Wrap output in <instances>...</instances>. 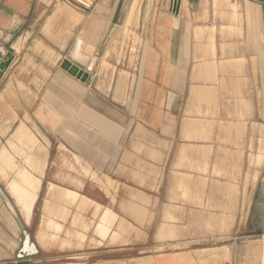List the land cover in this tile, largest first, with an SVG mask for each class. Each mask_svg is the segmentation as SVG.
<instances>
[{"label":"crops","instance_id":"crops-1","mask_svg":"<svg viewBox=\"0 0 264 264\" xmlns=\"http://www.w3.org/2000/svg\"><path fill=\"white\" fill-rule=\"evenodd\" d=\"M135 1L98 0L88 15L70 7L75 16L66 27L53 19L46 30L64 2L0 0V66L9 56L10 69L33 60L51 73L33 110L40 134L20 119L5 143L0 141V153L5 149L17 163L12 171L5 167L6 186L20 167L38 180L28 220L8 187L18 209H1L0 218L16 233L12 217L19 213L23 225H31L35 201H41L39 264H250L255 253H264V238H254L264 236V0H221V7L212 0L209 6L206 0H186L183 7L178 0L172 15L165 0H140L132 20ZM211 7L222 17L215 23L211 11L204 18ZM122 18L124 26L139 20L147 44L126 97L121 85L128 71L109 63L113 46L103 49ZM80 42L87 47L82 63L96 56L116 68L112 82L94 75L86 86H62L67 78L56 63L63 56L77 62L73 52ZM11 78L0 89L7 99L12 83L15 92L18 81L25 88ZM62 105L70 106L69 113ZM93 170L103 173L100 182ZM51 186L67 190L68 198L50 192ZM47 202H54L53 213ZM255 204L263 209L257 230ZM47 220L63 226L54 242L39 237L51 231ZM66 232L78 238L67 241ZM187 233L198 240L190 237L189 243ZM25 245L34 251L28 237Z\"/></svg>","mask_w":264,"mask_h":264},{"label":"rangeland","instance_id":"rangeland-1","mask_svg":"<svg viewBox=\"0 0 264 264\" xmlns=\"http://www.w3.org/2000/svg\"><path fill=\"white\" fill-rule=\"evenodd\" d=\"M206 1H207V3H205L206 6H209L208 1L210 0H206ZM212 1L215 2V4L217 3L220 7L221 5H223L221 0H212ZM51 3H52V0H50V4ZM59 5H63L62 8L59 9L58 8ZM59 5L57 9L53 12V14L48 18V21L51 22V20L53 19L61 20L65 24L64 27H66L71 15L65 13V10L74 11V9L70 8L71 6H67L64 3H59ZM210 11L212 12L211 15L213 17L212 22L215 23L217 19L222 18L218 10L212 7L204 9V14H205L204 18H207L209 16ZM80 12L88 15L90 10H87L84 12L80 11ZM174 12L168 11L169 15H172L171 13H174ZM124 15L126 16V14ZM138 21L135 23L133 22L129 23L126 26H124L123 25L124 18H122L120 22L116 26H114V29H113L114 32L110 36L109 41H105L103 45V49L106 47H111V46L114 47L111 52V55L107 58L109 63L113 65L114 61H116L115 64L116 63L119 64L117 66L119 71L124 70V69L128 71V78L121 85L122 94L125 93V97L128 95L130 96V94L133 91L132 88L136 80V70H137V67L139 66V62L141 59L140 56L142 52L144 53V49H146V45H147L146 41L144 40L145 36L143 38V35H144L143 28H141V25L139 24ZM214 25L212 26L213 28H214ZM50 26L51 25H49L48 27ZM210 31L213 32L214 29H211ZM134 34L137 35L135 39H133ZM84 35L85 33L82 35V37H84ZM82 37L79 36V39H81ZM78 44L81 45V42ZM79 45H77V47H79ZM131 45L133 46V48H131ZM14 48L16 49V51L20 49L19 42L17 44H14ZM85 48L87 49L86 46ZM81 50H83V53L86 55L84 49L81 48ZM1 54H4V53H0V55ZM26 57L28 59V56ZM74 57L75 59L78 60L77 62L70 61L68 57L63 56L62 59L56 63V70L58 71L60 70L63 76L67 78V82H64V85H62L63 87H65V89L68 90V87L70 86L73 87L75 86V84H77L79 87L81 84H83V86H86V83H90L94 75H97V77L100 75H103L107 80L109 79L110 82L113 81L116 68L112 67L107 62L101 63V60H102L101 57L98 58L95 56L96 58L94 60V63L91 66V69L89 70L88 69L86 70V68H88V63H82L86 60L87 56L84 60H80L76 56ZM65 60H67L71 65H74L78 67L79 69L85 72H88L89 77L84 82H81V83L79 79H75L74 76L71 77L69 73L62 67ZM10 62H7V65L10 64ZM32 62L33 64H27L24 61H22L21 62V64L23 63L22 66H18L14 70L10 69L9 65L8 66L6 65V68L4 70L0 69V89L2 88L4 81L8 77H13L11 79L17 78L25 84V88L21 89L20 88L21 83L18 81L17 85L19 86V89H16V92H15V88L13 87V83H12V87L9 89V91L7 90L8 91L7 97H9L8 99L6 98V93L0 94V141H1V144L5 143L6 138L9 137V135L15 130L16 125L18 124L20 119L24 120L29 126H31L36 131L37 134H40V131L37 129L36 123L34 122V116H33L34 111L33 110L35 109V107H37L36 103L38 101V98L43 97L45 93V88H43L45 84L44 81H46L47 79L51 77V73L42 72L41 66L37 67V64H35L33 60ZM100 65H101V69H100ZM11 79L10 81H12ZM79 87L78 88L76 87L78 92L82 90ZM3 107L6 108V110ZM28 107H30V111L28 110L29 109ZM69 107H70L69 105L67 106L62 105L63 111L67 113H69V109H68ZM82 107H83L82 104L77 105L78 110H80V108ZM12 110H14L17 113L18 118H14L13 113L11 112ZM27 115L31 117L30 120L27 119ZM36 116H37V113H36ZM78 116H81V114H78ZM14 122H17V123L13 125ZM63 123L64 122H62V124ZM74 123L76 122L74 121ZM80 123L81 122H79V119H78L77 124L79 125V127H81ZM4 126H6V128H4ZM62 130H63L62 134H64L63 133L64 129L62 128ZM62 137L63 139L68 141L66 136H62ZM91 138L92 137H90V139ZM76 139L78 141H81V137H78ZM86 139H87L86 137H82V141H85ZM262 143L263 141L260 140L259 146ZM17 158L20 161V158L19 157ZM16 164L17 163L14 160V158L9 153H6L5 149H3L2 152L0 153V214H1V209L11 211L9 212V214L10 213L13 214L12 212L13 207L11 205H15V202H14V199L10 197L11 195H9V192L7 190V187H8L11 194H13L14 197L16 198L17 203L24 204V209L22 211H23V214L26 220H28L30 209L32 207V204L35 198V194L37 190L36 182L38 180L35 179L27 170L20 167L14 171L15 174L10 179V181H8L7 186H6V181L2 179H7L9 175L8 170H11V171L14 170ZM5 167H7L8 170ZM258 175H259V172L256 170L254 172V179H257ZM92 176L94 177L95 180L100 182L101 178L103 177V173L100 172V170L99 171L93 170ZM124 189L126 192H132L131 189L125 186H124ZM49 191L53 193L56 192L59 196L68 198L69 192L67 190H63L58 187L51 186L49 188ZM53 203L54 202H47V209L48 211L52 213L54 212ZM67 203H70V201H67ZM142 203L148 204V201L142 200ZM194 203L195 205L198 204L196 201H194ZM40 204H41V201L39 200L35 201V204L33 206L34 218L32 219L31 225H28L27 227L23 225L22 218L19 216V213H18V216L14 215L12 217V220H14V223L16 226V233H14L7 226L4 219L0 218V264H39L40 263L39 257H42V254H38L37 251H35L34 254L33 253L30 254L28 251H24V252L21 251L25 232L30 235L29 236L30 242L34 244L36 243L35 242L36 241V237H35L36 235V215L38 214V209H39ZM129 206H131L132 210L135 208L132 202H130ZM141 207L137 206V209L138 210L140 209V211H142L143 208ZM14 209H18V207L16 206L14 207ZM262 210L263 209L260 204H257V205L255 204L254 211H253V220H254L253 228L255 230L259 229L260 223L261 221H263V217H262L263 211ZM66 214L67 213L64 208L59 213V215L62 217V220L64 221L66 220V217H65ZM45 225L47 226L46 228L50 229L51 231L50 232L42 231L40 232L39 237L43 240L49 239L51 240L49 242H54L55 239L59 238V234L63 230V226H61L60 224H58L57 222L53 220L45 221ZM185 235L189 237L188 239L189 243L192 241L190 240V237L194 239L195 241L198 240L196 237L197 234L187 233ZM201 235L202 236L204 235L206 238L211 237L213 240L215 239V234L213 233H204ZM66 236L68 237L67 241H70L71 238H76V236L78 238L77 234L72 235L68 232H66ZM257 237H259L260 239L264 238V236H255L254 238H257ZM79 238L83 239L84 237L79 236ZM7 242H9L11 245L8 246ZM215 242L216 241H212L211 243L207 245L212 246L215 244ZM189 243H180L177 246H180L182 244H189ZM66 244L69 245L70 243H66ZM262 245L264 246V241ZM212 254L216 256L217 253H211L210 259L214 260V258L216 257L213 256L214 257L213 258ZM66 261H69V260H66ZM211 264H214V262H212ZM250 264H264V253L262 254L260 252L255 253V256L252 258V261L250 262Z\"/></svg>","mask_w":264,"mask_h":264},{"label":"bare ground","instance_id":"bare-ground-1","mask_svg":"<svg viewBox=\"0 0 264 264\" xmlns=\"http://www.w3.org/2000/svg\"><path fill=\"white\" fill-rule=\"evenodd\" d=\"M179 3H180V0H179ZM140 4H141V1L140 0H137L136 2H135V5L133 6L134 8H133V10H132V12L130 13V16H131V19L133 20V18H136V20H137V14L139 13V10L141 9L140 8ZM181 5L184 7L185 5H186V0H181ZM62 6L63 5H59V9L60 8H62ZM57 11H59V10H57ZM73 10H71V11H68V10H65V13H67V14H70L71 15V17L72 18H74V16H75V11H73ZM178 15V14H177ZM131 22V21H130ZM46 25H45V29L46 30H50L52 27L50 26V27H48L50 24H49V21H47V23H45ZM64 30H66V29H64ZM66 31H69L68 29L66 30ZM70 32V31H69ZM65 35H66V33H65ZM65 37V36H64ZM77 45H79V44H77ZM81 48L82 49H86L85 48V44L84 43H81V45H79V47H77L76 49H75V51L73 52V55L74 56H76L77 58H79L80 60H84L85 58H86V55L83 53V50H81ZM95 58L96 57H93L92 59H91V61H90V64L88 65V67H91L92 65H93V63H94V60H95ZM123 73V72H122ZM119 75H121V74H119ZM53 111V110H52ZM61 120V119H60ZM212 253V252H211ZM215 253V252H214ZM213 256H215L214 254H212V257ZM214 258V257H213Z\"/></svg>","mask_w":264,"mask_h":264},{"label":"water","instance_id":"water-1","mask_svg":"<svg viewBox=\"0 0 264 264\" xmlns=\"http://www.w3.org/2000/svg\"><path fill=\"white\" fill-rule=\"evenodd\" d=\"M177 3H178V0H177ZM0 51L2 52L1 48H0ZM10 57L8 56L7 57V60L4 61L3 63H1V66H0V69L1 70H4L6 68V65H7V62L9 61ZM62 67L72 76L76 77L77 79L81 80L82 82H84L87 78H88V73L79 69L78 67L74 66V65H71L69 62L67 64L66 67H64L62 65ZM91 69V67H88V70ZM30 235L27 234L25 232L24 234V241H23V245H22V248H21V251L24 252V251H28L27 249H25V243H26V238L28 237V242L30 244V246H34V251L30 252L28 251L30 254H34L35 251H37V248H36V245L34 243H31L30 242Z\"/></svg>","mask_w":264,"mask_h":264},{"label":"built area","instance_id":"built-area-1","mask_svg":"<svg viewBox=\"0 0 264 264\" xmlns=\"http://www.w3.org/2000/svg\"><path fill=\"white\" fill-rule=\"evenodd\" d=\"M60 1L68 4L73 8L87 11V10H91L95 6L98 0H60ZM164 7L167 11L174 12L175 9L177 8V0H165Z\"/></svg>","mask_w":264,"mask_h":264}]
</instances>
